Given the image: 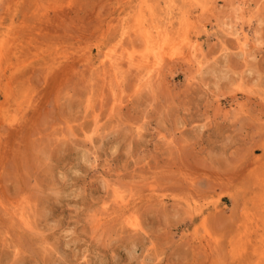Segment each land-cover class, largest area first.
<instances>
[{
    "label": "rangeland",
    "instance_id": "374dc122",
    "mask_svg": "<svg viewBox=\"0 0 264 264\" xmlns=\"http://www.w3.org/2000/svg\"><path fill=\"white\" fill-rule=\"evenodd\" d=\"M0 264H264V0H0Z\"/></svg>",
    "mask_w": 264,
    "mask_h": 264
},
{
    "label": "bare ground",
    "instance_id": "6f19581e",
    "mask_svg": "<svg viewBox=\"0 0 264 264\" xmlns=\"http://www.w3.org/2000/svg\"><path fill=\"white\" fill-rule=\"evenodd\" d=\"M166 6H167V5H166ZM172 17H173V16H172ZM140 23H141V22H140ZM140 25H141V24H140ZM157 27H158V26H157ZM157 27H156V28H157ZM159 28H160V27H159ZM155 30H156V29H155ZM159 30H160V29H159ZM159 30H158V32H160ZM144 32H145V31H144ZM160 33H161V32H160ZM160 33H159V34H160ZM165 33H166V32H165ZM160 35H161V34H160ZM160 35H158V37H159ZM168 36H169V35H168ZM149 37H150V35H149ZM150 38H151V37H150ZM150 38H149L148 40H150ZM169 38H170V37H169ZM160 39H162V40H160L159 42L162 41V43H160L159 46H158L157 44H155L156 42H154V43L152 42V43H151V41H150V43L148 42V45H147V43H145V44L147 45V46L145 45V46H146V47H145V50H146L145 53H146V54L143 52L144 54L142 53V54H141V57H140V59L143 61V63L146 62V64H148L147 61L149 60L150 55L154 56V57L151 58L152 60L150 59V61H153V62H151V63H152V64H151L152 66L150 65L152 68H153L154 65H156V64L159 62L158 60H160V58L155 57V56H157V54H160L161 51H163L164 48H165V46H166V44H165V43H166V40H165L164 38H160ZM170 39H171V38H170ZM167 40H168V39H167ZM171 41H172V40H171ZM189 43H190V42H189ZM167 44H168V43H167ZM156 48H158V52L156 51ZM156 52H157V53H156ZM148 54H149V55H148ZM162 55H163V54H162ZM134 57H135V56H134ZM134 57H133V56H132V57L128 56L127 58H128L129 60H127V61H133V58H134ZM136 58H137V57H136ZM138 59H139V58H138ZM187 59H188V58H187ZM139 61H140V60H139ZM139 61H138V62H139ZM136 62H137V61H136ZM127 64H128V63H127ZM133 64H134V61H133ZM135 64H136V63H135ZM138 64H139V63H138ZM138 64H137V65H138ZM137 65H135V66H137ZM141 66H142V65H141ZM141 66H140V68H141ZM143 67L145 68V65H144ZM150 69H151V68H150ZM146 70H149V68H148V69L146 68ZM151 70H152V69H151Z\"/></svg>",
    "mask_w": 264,
    "mask_h": 264
}]
</instances>
